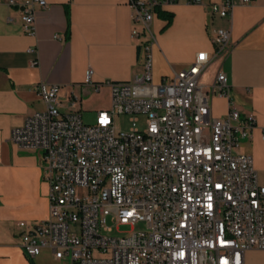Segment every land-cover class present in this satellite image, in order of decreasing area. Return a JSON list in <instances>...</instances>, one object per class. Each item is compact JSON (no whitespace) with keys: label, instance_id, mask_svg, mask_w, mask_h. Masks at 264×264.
Returning <instances> with one entry per match:
<instances>
[{"label":"built area","instance_id":"obj_1","mask_svg":"<svg viewBox=\"0 0 264 264\" xmlns=\"http://www.w3.org/2000/svg\"><path fill=\"white\" fill-rule=\"evenodd\" d=\"M126 1L132 36L142 37L141 72L130 80L94 83L95 91L106 85L111 93L110 106L97 110L94 124L78 110L63 112L60 86L40 82L36 90L45 109L11 131L20 147L42 152L49 184L50 215L31 225L20 222L21 246L30 257L50 249L71 264H245L247 250L264 249V185L253 156L239 152L255 116H243L231 100L225 116L213 113L215 96L230 99L222 64L236 48L231 28H215L213 51L199 52L156 83V12L204 0ZM248 2L210 6L214 14L232 17L238 4ZM19 5L25 31L34 34L36 7L48 1L21 0ZM218 60L217 72L207 81L208 69ZM91 81L88 69L86 82ZM124 113L132 115L129 131L114 122ZM139 114L147 116L144 129L137 125ZM125 225L130 229L122 230Z\"/></svg>","mask_w":264,"mask_h":264},{"label":"crops","instance_id":"obj_2","mask_svg":"<svg viewBox=\"0 0 264 264\" xmlns=\"http://www.w3.org/2000/svg\"><path fill=\"white\" fill-rule=\"evenodd\" d=\"M20 1L12 5L0 0V264H45L41 258L35 261L43 251L29 257L23 250L20 226L21 221L31 225L50 215L43 154L20 147L12 141L11 131L45 109L36 90L40 82L60 86L63 112H82L84 105L96 112L109 107V87L95 91L93 85L130 80L140 73L142 37L132 36V10L126 0H47L46 7H36L34 34L21 22ZM220 1L180 2L156 12L154 81L173 76L199 52L213 51L212 31L230 27L236 48L222 64L229 76L230 99L215 96L213 113L225 116L231 100L243 116H255L256 125L239 152L253 156L258 181L264 185V0L238 4L232 17L212 12L210 4ZM9 15L16 20L8 21ZM220 61L212 64V79ZM208 71L205 79L211 81ZM51 255L66 259L56 258L52 251ZM245 264H264V249L247 250Z\"/></svg>","mask_w":264,"mask_h":264},{"label":"rangeland","instance_id":"obj_3","mask_svg":"<svg viewBox=\"0 0 264 264\" xmlns=\"http://www.w3.org/2000/svg\"><path fill=\"white\" fill-rule=\"evenodd\" d=\"M153 55H154V50H153ZM215 69L213 65L208 69L209 73V78L212 79V72ZM165 73V72H161ZM158 75H156V79H158ZM65 107V108H64ZM219 107L218 104H215V108ZM64 109H66V106H63ZM83 114V120L88 123V124H94L96 122V110L93 108H90L88 105H84V110L81 112ZM132 115L129 113H124L117 115L115 117V125L119 130L122 131H129L130 128L132 127ZM147 116L146 114H139L138 119H137V125L140 127V129H144L147 124ZM144 225L138 224L137 227H143ZM122 230H128L130 229L129 225H125L121 227ZM30 257V256H29ZM44 260L45 264H70V259H61V260H55L52 255H51V250L50 249H45L43 250L42 254L39 255L38 257L35 258L36 263L39 262V259Z\"/></svg>","mask_w":264,"mask_h":264}]
</instances>
